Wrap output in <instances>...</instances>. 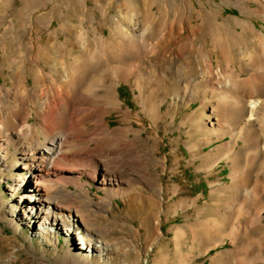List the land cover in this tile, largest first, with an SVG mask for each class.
I'll return each mask as SVG.
<instances>
[{
  "label": "bare ground",
  "instance_id": "1",
  "mask_svg": "<svg viewBox=\"0 0 264 264\" xmlns=\"http://www.w3.org/2000/svg\"><path fill=\"white\" fill-rule=\"evenodd\" d=\"M195 1L176 0L180 22L157 27L150 21L137 28L132 1L128 0V12L117 11L121 22L113 20L111 30L120 54L107 52L102 45L105 37L95 31L91 41L81 40L82 50L89 51L92 42L98 47L71 62L70 71H12L8 73L10 85L9 80L0 82V162L6 166L13 156L12 168L22 172L9 186L12 199L8 213L13 221L27 225L36 239L45 241L51 233L76 236L82 259L95 254L103 257L112 251L105 240L108 227L95 223L88 205L82 209L76 205L77 200L90 199L83 177L100 180L107 193L95 203L100 217L107 211L121 213L115 198L124 195L121 190L125 186L133 190L134 185L148 184L162 194L163 186L151 177L150 163L157 169L166 161L153 162L146 153L125 151L126 141L119 136L111 140L113 134L106 122L108 107L122 108L117 85L121 81L131 84L134 78L146 116L157 118L160 108L155 103L160 95L163 100L172 96L186 107L200 100L199 116L184 123L189 127L187 137L191 140L210 131L217 139L232 138L219 149L232 163L229 190L214 191L219 201L228 199L235 204L252 185L253 199H264V30L253 21L257 17L264 20V0H222L223 6ZM253 2L258 7L250 8ZM226 6L238 8L241 15L221 18ZM165 10L169 13L171 9L166 6ZM62 30L71 41L78 40V31L69 23ZM57 32L52 33V39ZM134 41L138 42L136 52ZM53 49L49 46L45 56ZM112 62L126 63L127 68L112 67ZM94 65L104 67L95 77ZM247 73L249 76L243 78ZM139 80L144 85L137 84ZM213 102L217 108L207 115ZM10 104L15 107L10 109ZM33 115L35 122H31ZM194 148L197 151V146ZM225 221L217 226L210 222L212 239L223 238ZM184 235L179 230L177 237ZM134 252L137 255V249ZM66 256L72 258L68 252Z\"/></svg>",
  "mask_w": 264,
  "mask_h": 264
},
{
  "label": "rangeland",
  "instance_id": "2",
  "mask_svg": "<svg viewBox=\"0 0 264 264\" xmlns=\"http://www.w3.org/2000/svg\"><path fill=\"white\" fill-rule=\"evenodd\" d=\"M127 1L0 0V82L5 84L9 80L10 85L8 75L12 71H70L71 62L98 47L92 42L89 51L82 50L81 40L91 41L95 31L105 37L102 45L107 52L120 54L121 48L111 38V30L113 20L121 22L117 11L128 12ZM131 1L133 23L137 28L150 21L161 27L181 20L176 0H167L168 5L165 0ZM202 1L223 6L222 0ZM194 3L200 7L198 1ZM166 6L171 9L169 13H166ZM256 7L258 4L250 3V8ZM149 14L152 15L151 20ZM236 15H241L238 8L226 6L222 9L221 18ZM253 21L258 29L264 30L262 18L257 17ZM68 23L78 31L81 43L76 39L71 41L62 30ZM56 30L58 32L52 39L51 35ZM150 45H155L151 36ZM49 46H54V49L50 56H45ZM137 46L138 42L134 41V52ZM214 58L217 60V53ZM236 65L239 67L240 61ZM111 66L120 70L127 68L126 63L112 62ZM92 71L95 77L104 71V67L94 65ZM248 76L247 73L243 78ZM136 79H132L131 84L121 81L117 85L122 108L108 107L106 122L113 134L111 140L119 136L126 141L125 151L133 149L141 155L146 153L153 162L166 161L157 169L150 163L151 177L158 181L156 185L163 186L162 194L148 184L134 185L136 189L133 190L125 186L121 190L124 195L115 198L121 213L116 215L107 211L100 217L95 203L106 198L107 193L101 189L100 180L83 177L90 190V199L77 200L76 205L79 209L88 205V212L95 223L99 227H108L110 233L105 240L112 246V251L103 257L95 254L82 259L76 236L51 233L44 241L36 239L27 225L16 219L13 221L8 213L12 199L9 186L22 172L12 168L15 159L11 156L8 165L0 162V264H264V199H253L255 185L235 204L228 199L221 202L214 196L215 189L222 188L226 192L232 182V163L226 153L219 150L232 138L217 139V135L210 131L191 140L187 137L189 127L184 123L199 116L200 100L186 107L176 103L172 96L163 100L160 95L155 103L160 108L157 118L146 116L137 98ZM30 80L32 83V78ZM137 84L144 85L140 80ZM1 105L6 106L4 103ZM14 107L15 104L9 105L10 109ZM213 108H217L214 102L206 114L213 113ZM35 121L36 116L33 115L31 122ZM239 143L244 145L243 141ZM194 146H197V151ZM226 205L227 210L224 209ZM224 220L227 225L222 228L223 238L212 239L208 225L213 222L217 226ZM179 230L184 231L185 237L178 239ZM134 249H137V255ZM67 252L72 258L66 256Z\"/></svg>",
  "mask_w": 264,
  "mask_h": 264
}]
</instances>
